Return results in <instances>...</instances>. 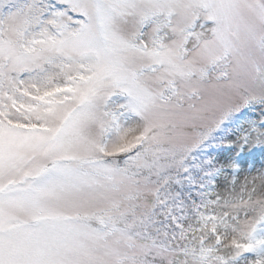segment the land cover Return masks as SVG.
<instances>
[{"label": "snow or ice", "instance_id": "6c2138e0", "mask_svg": "<svg viewBox=\"0 0 264 264\" xmlns=\"http://www.w3.org/2000/svg\"><path fill=\"white\" fill-rule=\"evenodd\" d=\"M0 264H264V0H0Z\"/></svg>", "mask_w": 264, "mask_h": 264}]
</instances>
